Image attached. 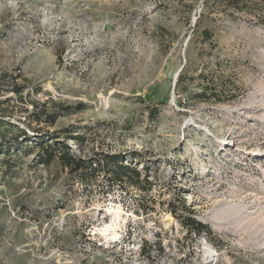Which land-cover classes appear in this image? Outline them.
Wrapping results in <instances>:
<instances>
[{"label": "rangeland", "instance_id": "rangeland-1", "mask_svg": "<svg viewBox=\"0 0 264 264\" xmlns=\"http://www.w3.org/2000/svg\"><path fill=\"white\" fill-rule=\"evenodd\" d=\"M202 2L0 0V264H264V5Z\"/></svg>", "mask_w": 264, "mask_h": 264}, {"label": "trees", "instance_id": "trees-1", "mask_svg": "<svg viewBox=\"0 0 264 264\" xmlns=\"http://www.w3.org/2000/svg\"><path fill=\"white\" fill-rule=\"evenodd\" d=\"M203 8L200 13V18L203 17H212V13L218 11L219 9H222L223 11H231L229 15L231 17L235 18L236 13L242 14V16L248 17L252 16L250 12H248L251 7H257V6H263L264 0H203L202 2ZM255 18H258L260 20H264V17L256 16ZM210 19V18H209ZM204 35H206L205 39L209 40L211 38L208 32V30H204L202 32ZM190 41V40H189ZM182 81V75H179L176 86H178ZM20 92L21 89H18ZM206 90H202L197 97L204 98V99H211L212 97H216L215 94H209L206 95ZM6 101V100H5ZM3 102V101H2ZM1 102V103H2ZM33 117H36L35 114ZM47 122L53 124L55 123L58 115L55 113L47 114L46 115ZM30 128V127H29ZM28 127L21 128V134H23L25 137H27L29 134L27 133ZM33 134H35V130L33 131ZM20 138V136H16V141ZM57 145V144H56ZM56 145L54 147L47 146V148L43 149V159L41 160L42 163L49 165L56 157L59 159L60 163L64 166L69 168L70 172H84V171H91L95 172L97 170L96 165L99 164L100 167H102L105 171H109L111 174V178L116 179L120 182L121 180L125 179L128 175V173H131V178L136 180L141 177L139 170L136 168H130L129 165L124 163V158L120 154H106L104 155V159L100 160H94L90 159L88 162H85L81 159H76L73 157L69 151L62 148V151H58V148H56ZM5 153L2 148H0V154ZM95 165V166H94ZM171 212L176 215V209L171 208ZM186 226L189 229L190 235L194 233L196 236L201 235L204 232H209V227L202 223L201 221L197 220L194 217H188L186 218L185 222ZM141 251L142 253L147 252V244L142 243L141 245Z\"/></svg>", "mask_w": 264, "mask_h": 264}, {"label": "bare ground", "instance_id": "bare-ground-1", "mask_svg": "<svg viewBox=\"0 0 264 264\" xmlns=\"http://www.w3.org/2000/svg\"><path fill=\"white\" fill-rule=\"evenodd\" d=\"M108 211H110V213L112 212L114 217L112 220V224L111 225L107 224V226H105L102 229V232L104 234H107V236H109V238L117 240L119 238L118 224H119V221L122 219L123 210L120 208H117V209H112V210H108ZM109 227H110V229L108 231ZM211 252H212V249H211V251H209V253H211Z\"/></svg>", "mask_w": 264, "mask_h": 264}]
</instances>
